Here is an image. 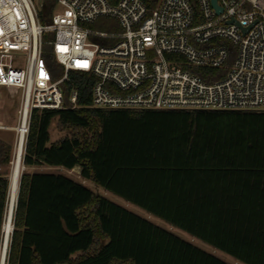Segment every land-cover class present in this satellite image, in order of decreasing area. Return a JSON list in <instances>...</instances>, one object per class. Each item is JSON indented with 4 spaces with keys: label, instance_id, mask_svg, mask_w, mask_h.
I'll return each mask as SVG.
<instances>
[{
    "label": "trees",
    "instance_id": "obj_1",
    "mask_svg": "<svg viewBox=\"0 0 264 264\" xmlns=\"http://www.w3.org/2000/svg\"><path fill=\"white\" fill-rule=\"evenodd\" d=\"M159 1L145 0L150 12ZM90 26L119 23L100 17ZM194 71L212 80V69ZM97 80L70 71L63 108L31 114L6 264H229L79 180L29 171L41 166H80L84 179L246 264H264V110L96 108ZM53 123L67 132L56 141ZM12 149L0 137V167ZM9 188L0 173V250Z\"/></svg>",
    "mask_w": 264,
    "mask_h": 264
},
{
    "label": "built area",
    "instance_id": "obj_2",
    "mask_svg": "<svg viewBox=\"0 0 264 264\" xmlns=\"http://www.w3.org/2000/svg\"><path fill=\"white\" fill-rule=\"evenodd\" d=\"M217 3L221 13L211 0H160L151 12L145 0H0V51L25 54L23 67L0 60V88L22 95L15 153L33 110L63 108L70 71L97 77L96 108L264 110V0ZM100 17L119 28L93 29Z\"/></svg>",
    "mask_w": 264,
    "mask_h": 264
},
{
    "label": "rangeland",
    "instance_id": "obj_3",
    "mask_svg": "<svg viewBox=\"0 0 264 264\" xmlns=\"http://www.w3.org/2000/svg\"><path fill=\"white\" fill-rule=\"evenodd\" d=\"M104 26H95L92 27L98 31H107L103 28ZM98 43H101L100 40H93ZM0 60H5L6 62L10 63L12 66H20L23 67L25 65V54L18 51H0ZM58 69L61 71L62 68L59 66ZM22 103V95L20 91H12L8 90L7 88H0V137L6 140L9 144L12 145V160L9 166L7 167H0V173H7L8 177L10 178V186H11V173L13 169V161L15 158V147L17 142V132L16 129L20 123V108ZM67 132H63L59 134L56 131L55 123L51 126V140L56 141L64 136ZM23 160V158H22ZM25 166L22 162L21 173L25 170ZM29 171H36V172H55V173H63L68 175L76 180L83 182L89 189L94 191L95 193L106 197L107 199L113 201L114 203L127 208L128 210L132 211L133 213L150 220L151 222L155 223L156 225L165 228L177 236L191 242L195 246L203 249L204 251L211 253L223 261L229 264H246L235 257L229 255L228 253L221 251L212 245L206 243L205 241L193 237L189 233L179 229L168 222L151 215L146 210L138 207L137 205L126 201L122 197L109 192L108 190L96 185L94 182L90 180H86L81 176L82 168L80 166L74 167L72 170H66L62 167H48V166H41L36 168H31ZM21 176V174H20ZM10 198L8 200L9 205ZM16 202V201H15ZM16 204V203H15ZM8 209V208H7Z\"/></svg>",
    "mask_w": 264,
    "mask_h": 264
},
{
    "label": "bare ground",
    "instance_id": "obj_4",
    "mask_svg": "<svg viewBox=\"0 0 264 264\" xmlns=\"http://www.w3.org/2000/svg\"><path fill=\"white\" fill-rule=\"evenodd\" d=\"M22 155H23V147H19V149L15 153V158L13 161V169L11 173V186L9 188L8 200L9 205L7 206L5 220L3 223V241L2 247L0 250V264H5L6 254L9 246L10 235L12 231L13 225V212L15 208V201L17 199L19 180L22 168Z\"/></svg>",
    "mask_w": 264,
    "mask_h": 264
},
{
    "label": "water",
    "instance_id": "obj_5",
    "mask_svg": "<svg viewBox=\"0 0 264 264\" xmlns=\"http://www.w3.org/2000/svg\"><path fill=\"white\" fill-rule=\"evenodd\" d=\"M211 2H212L213 7L216 9V11L218 13H221L222 12V8L218 5L217 0H211ZM45 12H46V10L44 8V10H43V14L44 15H45ZM46 23L47 24H51V19L50 18L46 19ZM242 30H243V32H247L249 30V28H243ZM48 36H49V38H53V33H50ZM13 228H14V225H12L11 235H12V232H13ZM11 235H10V237H11Z\"/></svg>",
    "mask_w": 264,
    "mask_h": 264
},
{
    "label": "crops",
    "instance_id": "obj_6",
    "mask_svg": "<svg viewBox=\"0 0 264 264\" xmlns=\"http://www.w3.org/2000/svg\"><path fill=\"white\" fill-rule=\"evenodd\" d=\"M152 215V214H151Z\"/></svg>",
    "mask_w": 264,
    "mask_h": 264
}]
</instances>
